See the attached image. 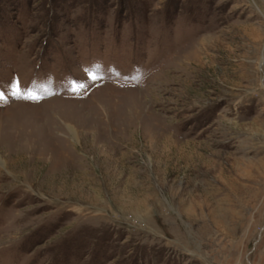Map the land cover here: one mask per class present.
I'll return each instance as SVG.
<instances>
[{"label":"rangeland","instance_id":"rangeland-1","mask_svg":"<svg viewBox=\"0 0 264 264\" xmlns=\"http://www.w3.org/2000/svg\"><path fill=\"white\" fill-rule=\"evenodd\" d=\"M0 93V264H264V0H0Z\"/></svg>","mask_w":264,"mask_h":264},{"label":"snow or ice","instance_id":"snow-or-ice-1","mask_svg":"<svg viewBox=\"0 0 264 264\" xmlns=\"http://www.w3.org/2000/svg\"><path fill=\"white\" fill-rule=\"evenodd\" d=\"M13 88L15 89L13 94L16 96H21V95L26 94V98H28V99H39L40 98V97L30 93V92L26 93V90L19 84L18 81H15L13 83ZM3 98H4V94L0 93V99H3Z\"/></svg>","mask_w":264,"mask_h":264},{"label":"bare ground","instance_id":"bare-ground-1","mask_svg":"<svg viewBox=\"0 0 264 264\" xmlns=\"http://www.w3.org/2000/svg\"><path fill=\"white\" fill-rule=\"evenodd\" d=\"M2 164H4V163H3L2 159L0 158V165H2Z\"/></svg>","mask_w":264,"mask_h":264}]
</instances>
